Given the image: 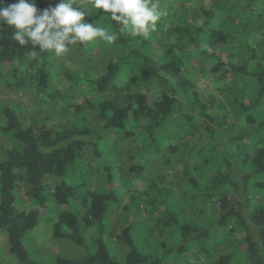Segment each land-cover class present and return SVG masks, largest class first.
I'll use <instances>...</instances> for the list:
<instances>
[{
	"label": "trees",
	"instance_id": "16d2710c",
	"mask_svg": "<svg viewBox=\"0 0 264 264\" xmlns=\"http://www.w3.org/2000/svg\"><path fill=\"white\" fill-rule=\"evenodd\" d=\"M13 2L15 0H0V7ZM35 2L42 10L54 6L58 0ZM178 2L182 4V7L176 4L180 21L175 19L176 24L168 28V33L183 43L178 51L173 45L165 49L163 55L151 51L146 45L151 47V44L144 39L138 46L131 45L128 43L131 36L120 35L117 23L111 21L108 14L92 9L97 24L118 33L115 43L124 51L116 50L118 60L109 63L97 80L90 75L85 77L89 91L96 95L63 107H56L55 102L58 98L63 100L64 93L58 97L46 94L51 81L50 58L55 52H42L31 44L20 46L11 39L13 29L0 26V97L3 92H21L16 99L0 98L3 117L0 136L10 139L7 150L4 147L0 150V159L6 157L0 160V229L7 231L9 249L19 264H33L25 243L26 234L37 226L51 204L61 207L54 223L55 238H68L88 248L95 247L82 259L59 258L56 262L39 264H161L168 255L149 256L140 250L133 225H127L124 220L125 226L116 236V241L126 246V249L116 248L122 256L116 257V252L108 246L105 235L112 231L110 213L117 209L114 205L120 199L116 189L109 187L112 184L109 173V179L105 174L98 179L104 180L103 184H96L97 180L89 182V168L106 171L112 166L107 160L103 163L109 153L102 150V144L81 138L94 133L92 128L83 126L86 117L79 122L74 118L75 113L83 111L85 116L89 115L85 106H89L92 118L102 120L97 125L98 132L113 135L121 142H129L138 134L151 136L169 120L183 118L184 122L177 125L176 130L179 137L183 135L181 143L168 151L179 154L186 149L185 156L180 154L183 156L178 167L190 168L187 181L181 182L191 194L189 204L200 210L199 206L210 201L213 208L209 207L208 212L217 215L211 219V226L215 224L220 228L216 237L221 233L227 236L224 243L230 245L231 253L220 254L217 264H231L236 247L248 252L250 264H264V37L258 31L264 27L253 29L249 25L252 17L247 13L256 0ZM186 11H190L189 17ZM205 42L211 43V50L202 47ZM196 66L203 69V75H199ZM121 69L124 70L122 76L128 75V81L113 83ZM78 70L80 68L75 70L77 74ZM61 74L72 79L74 73L67 67ZM79 74L76 76L80 80ZM201 78L211 80L209 88L199 83ZM28 93H41L42 97L36 94L39 100L32 97L36 106L30 107L25 102V97H31ZM50 108L57 112L55 117H30L34 111ZM94 112H98V116ZM52 119L57 120L55 125L48 123ZM208 140L212 145L214 140H222L226 147L214 145L207 150ZM123 147L125 145L112 146L109 152H113L120 168H127L126 154L129 152L130 157L132 152ZM227 148L233 153H228ZM235 149L240 152H234ZM115 151H120L121 155ZM145 156L142 155L144 159L140 164H134L133 172L149 166L158 168L159 163L151 165ZM199 197L202 199L197 200ZM158 201V198L147 201L152 205L148 218L153 230L178 222L183 230L182 240L192 231L198 233L193 234L195 237H205V244L211 241L202 246L204 254L218 251L211 244L210 224L201 227L206 219L200 220L201 224L199 221L179 223L177 218L182 205L173 203L172 207L165 208V204ZM29 203L38 207L31 208ZM97 223L102 228L99 237L87 239L85 230ZM2 242L0 237V245ZM188 264L199 262L188 260Z\"/></svg>",
	"mask_w": 264,
	"mask_h": 264
},
{
	"label": "rangeland",
	"instance_id": "374dc122",
	"mask_svg": "<svg viewBox=\"0 0 264 264\" xmlns=\"http://www.w3.org/2000/svg\"><path fill=\"white\" fill-rule=\"evenodd\" d=\"M160 8L167 12L166 16L161 17V19L157 22L156 30L151 32L150 35L145 38L143 36L132 37L129 42L131 45L138 46L140 41L143 42V39L147 41L146 44L151 51H153L157 55H163L164 50L168 47L175 45V50H179L181 40L173 38L172 35H169L168 28L174 27L177 22L180 20V15L176 11V4H180L178 0H159ZM182 4H180L181 6ZM174 6V7H172ZM182 7V6H181ZM175 9V10H174ZM89 15H93L91 17H86L89 22H93V24L97 27H102L100 24L95 22V14H93L92 8H88ZM174 13V15H173ZM247 13L250 14L252 20L249 21L248 15H246V22L249 21V25L253 26V29H259L264 27V0H256L252 9L248 10ZM244 14V13H243ZM186 16L189 17L190 11L185 13ZM176 19V20H175ZM252 21V23H251ZM254 21V22H253ZM209 24H206L205 27L209 30ZM258 31L262 32V36L264 37V29H259ZM253 30L251 31V35L253 36ZM257 33V32H256ZM261 35V34H260ZM210 42H205V44H201L203 48H206L208 51L210 49ZM124 51L121 48V45H117L115 42L112 44H108L100 38H94L93 41L88 42L87 45L79 47L77 45H73L69 48V50L61 55H54L50 58V86L47 88L46 94H54L55 97H58L64 93L66 97L62 100L58 98L57 102H55L56 107H63L65 104H71L73 102L82 103L85 99H90L93 95H96V92L92 90L89 91L86 83L89 75L97 80L99 74L109 66V63L112 61H117V51ZM149 53V51H148ZM175 55V53H174ZM209 59V58H208ZM37 61L36 59H32ZM208 64H205V66ZM123 63H121V67ZM67 67L72 69V79L66 77L65 74H61ZM195 67V66H194ZM199 68V75H203V69ZM80 80L76 75L77 69ZM34 69V66H33ZM124 70L121 69L120 74L116 77L113 83L124 84L128 80V75L122 76ZM170 82L172 80H169ZM85 82L86 86H80ZM97 82V81H96ZM199 83L204 87L206 85H211L210 79H200ZM74 86V88H70ZM85 88V90H82ZM76 89V90H72ZM73 92V93H72ZM21 93V92H20ZM20 93L15 92H3L1 93L0 98L4 99H16L17 95ZM31 97H25V102L30 105H33V96L36 99H40L32 93H28ZM38 95H41L39 93ZM26 96V95H25ZM98 96V95H97ZM49 99V97H47ZM47 100V99H46ZM11 101V100H10ZM9 102V101H8ZM33 106H36L35 104ZM25 109L24 112L27 111ZM86 111L89 113L88 116H85V112L82 114L75 113L74 118L77 122H79L82 117H86L83 122L84 127L92 128L94 133L84 134L81 138L85 140L94 139L98 143L102 144L103 151L108 155H105L104 161L107 160V163H110L112 168L109 170H104L103 168H89L90 174L88 175V179L90 184L93 181L97 183H104V180L101 179L105 174L107 179V173L112 177V184L109 185L116 189L117 194L119 195V201L114 202V207L117 208L110 213V220L113 222L110 229L112 230L109 235H105V240L109 247L112 248L114 252H116V257H121L118 249H126L124 244H120L116 241L118 236V232L122 230L123 220L127 225H133V232L136 240V244L140 250L146 253L149 256H158L165 253L168 254L166 258H163L161 264H188V260L191 263H195L196 261L199 264H217L219 261L220 254L228 252L231 253L230 245L224 243L227 240V236L225 234L217 236V232L220 233L219 226L215 224L211 226V219L217 217L216 213L211 211L208 212L209 207L212 209L210 201L205 206H199L200 210L194 209V206L191 207L189 204L190 198L189 193L186 191L184 185L181 184L183 181H187L189 177L187 175V171L190 168H180L178 167L180 163V157H182L186 153V149L178 152L172 151L171 153L168 151L170 147H176L175 145L181 143V137H179L177 133V125H181L184 122V119L180 120H169V122L160 130L152 133V135H143L138 134L134 138L130 139V143L118 141L117 137H113V135L106 136L101 131L98 132V126L101 124V119L92 118V114H90L89 106H85ZM31 109V108H30ZM57 114L56 111H53L51 108L43 111H34L30 114L32 119H37L40 115L44 118V116L48 115L55 117ZM71 114V113H70ZM95 115L98 116V112H94ZM59 118V117H58ZM72 119V118H71ZM3 120L2 115L0 114V124ZM57 120L52 119L50 123L51 125H55ZM174 124V125H173ZM154 137V139H152ZM10 139L0 136V150L4 147L5 150L10 146ZM222 140L213 141L214 145H218L220 148L226 147L221 142ZM11 143V142H10ZM212 142L208 140L207 150H211L214 145ZM124 148H128L132 154L129 155V152L126 154V159L129 164L127 168H120L118 165L117 159L112 153L109 152L112 146H124ZM183 145V144H180ZM179 145V146H180ZM108 151V152H107ZM228 153H233L232 150L227 148ZM234 152H240V149H235ZM170 153V154H169ZM180 156V154H182ZM115 154L118 156L121 155L120 151H115ZM142 155H146L145 157L149 158L151 165L154 163H159L158 168H137L138 170L133 172L134 164H140L144 158ZM185 156V155H184ZM2 158L0 160H5ZM184 159V158H183ZM94 158L92 159V161ZM103 160V159H102ZM146 160V159H145ZM95 162V161H94ZM130 167V168H129ZM96 173H98L96 178ZM71 178V177H70ZM97 186V185H96ZM147 190V191H146ZM158 198V202H163L165 204V208L172 207L173 203H180L182 205V210L179 211L177 220L179 223L185 224H195V222L206 219L201 224L208 226L210 224L209 234L213 238L212 247H217L218 251H213L207 254H204L205 250L202 246L209 244L211 241H208L206 244L205 237H195L198 233L194 234V232L190 231L187 235L191 234L189 237H185L182 240V228L179 226L178 222L171 223L168 226H161L159 228H154L150 226V220L148 215L151 213L152 205L150 202H147L148 199ZM202 198H197V200H201ZM207 201V200H206ZM50 205V202H49ZM113 206V204H112ZM29 207L37 208L38 206L35 203H29ZM196 207V205H195ZM204 209V211H203ZM61 207H57L54 205H50L48 208V212L42 216L39 220V223L32 230L28 231L25 238V243L27 250L34 259L33 264H39L40 262H56L59 258L66 259H82L87 257L90 252L94 251L95 246H91L90 248L80 245L72 241L68 238H55L53 236L54 232V223L58 220L59 211ZM81 212V211H80ZM250 219L249 216H247ZM251 223V220H249ZM143 222L144 224H140ZM101 226L97 223L93 226L88 227L85 230L87 235V239H95L99 237ZM7 232V231H6ZM5 230L0 229V237L3 238V242L0 245V262L1 264H19L18 260L15 258V255L9 249L8 242V234ZM194 234V235H193ZM207 246V245H206ZM165 257V256H164ZM204 257H207V260H204ZM231 264H250L248 260V252H244L240 248H234V255Z\"/></svg>",
	"mask_w": 264,
	"mask_h": 264
},
{
	"label": "clouds",
	"instance_id": "9594fccd",
	"mask_svg": "<svg viewBox=\"0 0 264 264\" xmlns=\"http://www.w3.org/2000/svg\"><path fill=\"white\" fill-rule=\"evenodd\" d=\"M99 9L117 23L119 34L147 38L167 12L159 0H58L54 6L39 9L35 0H15L0 7V26L13 29L11 39L20 46L31 44L40 51L61 55L77 42L100 38L108 44L118 38L117 32L89 22L88 8Z\"/></svg>",
	"mask_w": 264,
	"mask_h": 264
}]
</instances>
